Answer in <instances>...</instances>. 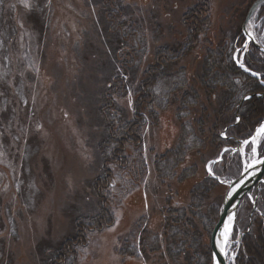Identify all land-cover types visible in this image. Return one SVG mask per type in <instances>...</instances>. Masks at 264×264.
Listing matches in <instances>:
<instances>
[{"label": "rangeland", "instance_id": "obj_1", "mask_svg": "<svg viewBox=\"0 0 264 264\" xmlns=\"http://www.w3.org/2000/svg\"><path fill=\"white\" fill-rule=\"evenodd\" d=\"M252 3L1 0L0 104L7 99L11 107L16 104L11 124L0 128V264H50L55 260V264L170 263L163 251L151 253L145 248L140 257L135 242L139 235L145 236L141 226L167 235L163 226L171 222L168 210L187 208L193 200L191 190L206 179L204 164L208 159L215 160L219 147L229 143L220 141L219 133L227 128L233 136L237 121L242 125L239 131H246L241 105L264 93V73L261 77L254 72L261 92L245 94L239 104L233 101L231 115L226 112L229 122L223 125L224 102L220 104L219 99L225 92L221 88L211 91L199 78L208 49L204 33L198 36L194 29L203 23L202 28L218 34V38H232L238 31L231 55L239 61L241 52L237 55L235 51L245 40L241 28ZM200 14L201 19L196 20ZM248 24V33L264 47V9ZM11 31L16 36L4 44V33ZM186 44L188 52L181 58L153 69L161 47L169 53L172 48L185 49ZM150 76L162 80L158 95L162 89L168 92L167 105L162 110L152 106L140 110L144 119L140 164L135 156L142 173L138 177L130 174L134 164L130 154L111 155L112 136L118 131L116 121L129 123L139 117L138 112L137 117L135 114L136 91ZM179 79L184 84L176 89ZM166 80L175 88H164ZM182 90L195 97L193 105L180 102ZM4 111L0 106V112ZM263 119L241 137L235 136L240 140L237 147L251 141ZM182 137L180 145L188 147L190 142L192 148L185 151L183 162L171 178H160L154 162L174 150ZM259 141L260 156L263 137ZM247 146L246 163L254 158L253 145ZM224 153L223 162L214 164L212 170L228 182L238 175L241 163L235 153ZM124 154L129 168L119 161ZM186 170L191 175L186 173L188 178L182 181L180 176ZM103 171L118 174L108 194L96 184ZM259 184L241 202L237 221L243 224L246 218L249 229L241 232L235 225L231 231L227 264H236L243 235L247 233L256 240L257 226L263 224L264 175ZM226 189L224 184L210 186L207 198L194 209L197 216L192 215L194 226L189 232L208 248L210 234L207 236L205 226L215 223L210 207L220 204ZM185 213L190 217V212ZM165 236L160 235L159 240L164 245ZM73 238L82 243L75 245ZM122 249L127 250L125 255Z\"/></svg>", "mask_w": 264, "mask_h": 264}, {"label": "trees", "instance_id": "obj_2", "mask_svg": "<svg viewBox=\"0 0 264 264\" xmlns=\"http://www.w3.org/2000/svg\"><path fill=\"white\" fill-rule=\"evenodd\" d=\"M113 1V0H112ZM1 2V0H0ZM110 3V0H109ZM264 9V7H262ZM1 10V8H0ZM201 15V14H200ZM198 15L196 17V20L201 19L202 15ZM204 24L201 23V25H196L197 28H193L195 33H199L198 36L202 37V33H204L205 36V44L207 47V61L203 64L202 68V73L200 75V79L202 81L203 85H207L211 91H215V88L223 89L225 94L221 95V103L223 104L222 111L225 113L223 116L225 117L223 120V125H227L229 122L228 120L230 119V113L233 111L232 107L234 105L233 101H238L237 103L241 101V97L244 96L245 94H256L257 92H261L262 88L259 86L258 81H256L253 77H251L249 74L243 73L238 67L234 66V63L232 61V52L234 47V41L237 39V33L233 32L234 37L232 38H218V34H214L211 30H207L206 28H202ZM195 26V24H194ZM2 29V28H1ZM217 32V31H216ZM192 33V32H191ZM5 34V40L4 44L8 43L9 40H12L16 34L15 32L11 31L9 33H4ZM223 38V39H222ZM221 40V41H220ZM188 44L184 47L185 49L177 50V49H171L169 53H167V49L162 48L159 50L158 54L155 55V58L157 60L154 70H156L157 64L160 66L164 65V62L173 58H176L177 60L181 58V54L184 52H188L186 50ZM166 53H164V50ZM3 52H0V56L2 55ZM262 55V54H261ZM172 56V57H171ZM261 58V59H260ZM214 62L213 64L209 62ZM167 63V62H166ZM257 64V65H256ZM248 67L256 72L261 74V77H263L264 73V55L263 58L260 57L259 52L257 50L252 49L249 52V62H248ZM182 77V76H180ZM210 80H208V79ZM161 79V78H160ZM172 79V75H171ZM180 80V79H179ZM162 81V80H161ZM160 80L157 79V77L153 76L150 79L147 80V82H143L140 84V87L136 92H138V100L136 102L135 106V114L136 117L139 114V117H137L135 120L130 121L129 123H117L116 125L118 126V131L116 134H114L113 139H112V145H113V152L111 155L119 157L123 152L125 154H130L132 156V161L134 164L132 165V168L130 171V174H136V176L140 177L142 174L140 172V168L137 167L136 165V157L139 158L138 162L140 164V161L142 159V152L140 151L141 149V142H142V137L140 136L141 130H142V123L144 117L142 114H140V110L142 107L146 106H152L151 108H157L158 110L164 109V107L167 105V102H165V98L168 94L165 89H162L161 95L159 94L158 90V83L161 82ZM167 81V80H166ZM145 83V84H144ZM184 84L183 80H180V86H177L176 89L180 88ZM218 86V87H217ZM166 89H174L173 83L171 81H167L164 86ZM160 88V84H159ZM156 93H155V92ZM183 94V95H182ZM182 97L180 98V102L184 105H193L194 104V98L185 92V90H182L181 94ZM9 99L7 101H1V111L0 112V128L1 130L3 129V125L5 127H9L11 124L12 120V112H13V107L15 106V102L13 107H11V104L9 103ZM263 100L261 98H255L251 97L247 102L242 103L241 108L244 111L243 113L241 112V120L244 117L245 120V126L248 129H252V127L256 124L255 122L261 121L263 119V112L264 108L262 106ZM241 103V102H240ZM237 104V105H238ZM247 107V109H245ZM246 111H245V110ZM138 112V114H137ZM230 114L228 116V114ZM149 113V112H148ZM152 113V112H151ZM149 113V114H151ZM153 114V113H152ZM256 114V116H255ZM155 115V114H154ZM178 118H181V116L178 114ZM263 117V118H261ZM156 118V116H154ZM261 118V119H260ZM153 119V118H152ZM254 119V120H253ZM155 120V119H154ZM255 123V124H254ZM242 124V122H241ZM254 124V125H253ZM141 125V126H140ZM240 124H237V127L234 128V135L237 137H241L240 134L246 133V131H239V126ZM5 130V129H4ZM184 134L188 135V132L185 128H183ZM192 136V135H191ZM183 137L180 138L179 144L174 150H168L166 151L163 155H161L153 164L155 167V172L156 174L160 177L165 179L166 178H171L175 172V169L179 167V164H181L184 160L185 157V151L187 149H191L192 146L190 142L188 143L189 146L185 145H180ZM182 141V142H181ZM189 141H191V138H189ZM228 144V143H227ZM121 156V159L119 160L120 162L123 161L121 164L124 167H128L125 163L124 157L126 155ZM136 156V157H135ZM128 160V158H126ZM113 166V165H111ZM129 168V167H128ZM115 169H118L117 166ZM113 172V171H112ZM111 171H103V175H100L98 177V181L96 184H98V188L101 187L102 185V190L104 193H109L113 188V178H112V173ZM105 173V174H104ZM191 175L187 170L186 172H183L180 176V180H186L188 178L187 175ZM106 176V177H105ZM206 179L204 180V183L201 184L200 186H194V188L190 192V196L193 198L191 203L187 206V208H184L187 212H190V217H186V213L184 209H177V211L170 212V223H167V225L163 226V230L166 231L167 235L165 236L163 232L160 234L158 232L152 233L148 230H146L144 227L141 226V231L142 233L145 234V236L139 235L138 240H136V244L138 246L139 252L137 253L140 254V257L144 255V252L148 249L151 253H157V251H163L164 256L170 261L172 264H211V252L208 247H206L205 244H202V240H198V236L195 237V234L190 233V229L192 228L191 226L193 225V219L192 215L194 213L197 216V212L194 210L197 205L201 202V199H206L207 198V193L208 190H210V186L216 185V182L214 179H212L209 175L205 176ZM116 188H120L119 185L115 186ZM123 187V186H122ZM121 187V189H122ZM194 199H197L198 201L197 204L194 201ZM211 213L214 214L215 220L217 219V215L219 212V204L215 205L213 204L210 207ZM188 209V210H187ZM262 210H264V204H262ZM198 211H200L198 209ZM185 213V214H183ZM176 215V218H175ZM214 220V221H215ZM261 221V219H259ZM244 223L241 224L238 221V224L240 225L241 228L243 229H249L246 225V222L248 220L246 218L243 219ZM259 225V224H258ZM213 226V222L210 225H206L207 229V236L210 234L211 227ZM95 227V226H93ZM257 232H256V240H253L251 235L245 233L243 235V240H242V245H241V251L239 253V257L236 259V264H264V221L263 224L260 222V225L257 226ZM162 231V230H161ZM148 233V235H146ZM160 235L165 236L166 240L165 245L159 242ZM77 241L75 245H80L82 241L76 240L75 238L71 239ZM146 250L144 252H141L142 250ZM126 249L121 250V254L125 255ZM69 256H71V252H67ZM74 253V251H73ZM129 254L132 252H128ZM134 253V252H133ZM135 254V253H134ZM138 254V257H139ZM142 258V257H141ZM55 261H51L50 264H55L58 263ZM170 263H165V264H170ZM64 264V263H63ZM66 264V263H65Z\"/></svg>", "mask_w": 264, "mask_h": 264}, {"label": "water", "instance_id": "obj_3", "mask_svg": "<svg viewBox=\"0 0 264 264\" xmlns=\"http://www.w3.org/2000/svg\"><path fill=\"white\" fill-rule=\"evenodd\" d=\"M262 4H264V0L253 1V4L248 8L246 12L247 14L242 23L243 35L247 36L249 38L250 43L258 49H260V46L254 43L252 36L249 35L246 28L248 26L249 20L254 14V11ZM261 96H264V93ZM262 161H264V155L260 158L256 165L251 166L248 170L244 169L240 177L230 181L228 184V190L225 193V197L221 203L222 209L218 215L217 222L212 227V231L210 234L209 240L211 257L213 261L212 264H227L225 238L223 235L225 231V226L229 224L230 216L233 217L232 221L234 222V216L236 214L237 208L239 207L238 204L241 199L246 195L249 196L251 189L254 188L256 185H260L259 183L262 181L264 171V162ZM250 171L251 174H249ZM229 192H232L231 197L228 196ZM222 248L224 249L223 252L221 251Z\"/></svg>", "mask_w": 264, "mask_h": 264}, {"label": "bare ground", "instance_id": "obj_4", "mask_svg": "<svg viewBox=\"0 0 264 264\" xmlns=\"http://www.w3.org/2000/svg\"><path fill=\"white\" fill-rule=\"evenodd\" d=\"M264 88V87H263ZM262 106H263V108H264V102H262ZM263 114H264V112H263ZM255 116H256V114H255ZM263 117H264V115H263ZM262 118V117H261ZM259 128H261V126L259 127ZM259 139H260V136H257V134H256V137H255V140H256V144L255 145H253V147H256V146H258V142L260 143V141H259ZM254 140V139H253ZM252 140V141H253ZM251 144H252V142H251ZM246 147H247V145H241V146H239V152H241V153H246L245 151V149H246ZM253 151V150H252ZM254 152V158L255 159H258L259 157H258V155H257V152H255V151H253ZM209 170H211V165L209 166V168H208ZM212 171V170H211ZM213 172V171H212ZM112 173H116L115 171H113ZM112 174L111 176H112V178H113V180H117L116 179V176L118 175V174ZM219 177H220V175H219ZM220 181H223L222 180V178L220 177ZM257 184V183H256ZM255 184V185H256ZM118 191H120L121 192V190H120V188H116ZM247 196V195H246ZM246 196H244L242 199H241V201L239 202V204H238V206H239V208H238V212H239V209H240V205H241V202H242V200H244L245 198H246ZM250 214V213H249ZM235 217V216H234ZM230 224H231V230H230V234H231V231H232V227H233V221L231 220V222H229ZM229 234V235H230ZM228 239H229V236H228ZM227 242H228V240H227Z\"/></svg>", "mask_w": 264, "mask_h": 264}, {"label": "snow or ice", "instance_id": "obj_5", "mask_svg": "<svg viewBox=\"0 0 264 264\" xmlns=\"http://www.w3.org/2000/svg\"><path fill=\"white\" fill-rule=\"evenodd\" d=\"M25 7H28V5L25 4ZM241 66L243 67V65H241ZM244 70H245V71H248V69H246V68H245ZM253 75H256V74L253 73ZM260 135H264V125H262L261 128L257 129V136H260ZM248 143H249L248 141H245V144H248ZM252 144H253V145L256 144V140H255V139L252 141ZM253 151H255V147H253ZM262 162H264V161H262ZM209 173L211 174V170H209ZM233 191H234V190H233ZM231 195H232V192H229V193H228V196L231 197ZM232 219H233V217L230 216V217H229V222H231ZM230 230H231V224L229 223V224H227V225L225 226V231H224V233H223L224 238H225V246H227V240H228V236H229V234H230ZM221 251L223 252L224 249L222 248Z\"/></svg>", "mask_w": 264, "mask_h": 264}, {"label": "flooded vegetation", "instance_id": "obj_6", "mask_svg": "<svg viewBox=\"0 0 264 264\" xmlns=\"http://www.w3.org/2000/svg\"><path fill=\"white\" fill-rule=\"evenodd\" d=\"M244 43V42H243ZM242 43V44H243ZM259 55H260V57H262L263 58V55H261V53H259ZM248 62H249V58L247 57V56H243V58H242V63L245 65V64H248Z\"/></svg>", "mask_w": 264, "mask_h": 264}]
</instances>
